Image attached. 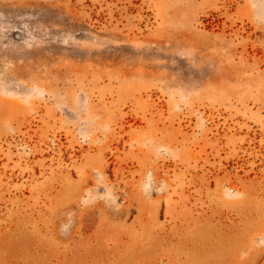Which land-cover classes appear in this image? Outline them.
<instances>
[{"label": "rangeland", "instance_id": "rangeland-1", "mask_svg": "<svg viewBox=\"0 0 264 264\" xmlns=\"http://www.w3.org/2000/svg\"><path fill=\"white\" fill-rule=\"evenodd\" d=\"M0 264H264V0H0Z\"/></svg>", "mask_w": 264, "mask_h": 264}, {"label": "clouds", "instance_id": "clouds-1", "mask_svg": "<svg viewBox=\"0 0 264 264\" xmlns=\"http://www.w3.org/2000/svg\"><path fill=\"white\" fill-rule=\"evenodd\" d=\"M151 178H152L151 174H149V180H151ZM160 190L161 189H157L156 191L159 192ZM144 191H145V193H150V191H151L150 184H145L144 185ZM68 216H69L68 223L61 225V234L62 235L68 234L72 224L74 223V220L72 219V213H69Z\"/></svg>", "mask_w": 264, "mask_h": 264}]
</instances>
